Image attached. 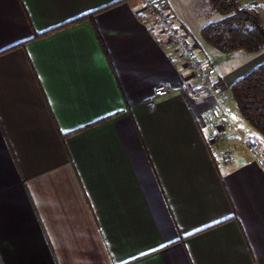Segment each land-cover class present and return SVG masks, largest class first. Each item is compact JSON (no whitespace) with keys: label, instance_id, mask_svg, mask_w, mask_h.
Here are the masks:
<instances>
[{"label":"crops","instance_id":"1","mask_svg":"<svg viewBox=\"0 0 264 264\" xmlns=\"http://www.w3.org/2000/svg\"><path fill=\"white\" fill-rule=\"evenodd\" d=\"M237 2L264 24V0ZM167 11L216 62V100L186 90L139 0H0V264H264V173L242 144L264 138L229 90L264 51L221 73Z\"/></svg>","mask_w":264,"mask_h":264},{"label":"trees","instance_id":"2","mask_svg":"<svg viewBox=\"0 0 264 264\" xmlns=\"http://www.w3.org/2000/svg\"><path fill=\"white\" fill-rule=\"evenodd\" d=\"M151 1L156 4L158 11L169 10L168 0ZM208 2L211 9L220 14L218 19L200 27L199 34L208 45L223 55L235 51L249 54L264 51V24L254 9L239 5L237 0H208ZM86 17L91 18V14ZM83 18L85 17L72 20L59 28L76 23ZM175 28L185 36V32L178 27ZM156 35L154 36L157 37ZM217 85L220 89L225 88L220 79L217 82L214 81L215 89ZM185 88L192 94L202 92L201 87L192 83H185ZM229 90L241 117L264 138V62L233 81Z\"/></svg>","mask_w":264,"mask_h":264},{"label":"built area","instance_id":"3","mask_svg":"<svg viewBox=\"0 0 264 264\" xmlns=\"http://www.w3.org/2000/svg\"><path fill=\"white\" fill-rule=\"evenodd\" d=\"M139 8L147 13L151 18V27L158 36H162L167 44L173 47L175 52L182 58L184 66L189 70L195 84L202 88V93L215 100L218 98L214 87L216 62L201 59L196 50L189 44L182 33L173 26L170 13L168 11H158L156 4L151 0H140ZM169 87L160 84L154 87L156 96L167 94ZM206 122L209 124L208 142H214L222 136L220 123L227 120V114L219 102L217 105L204 114ZM242 144L251 158L258 164L264 173V144L254 137H247L242 140Z\"/></svg>","mask_w":264,"mask_h":264},{"label":"rangeland","instance_id":"4","mask_svg":"<svg viewBox=\"0 0 264 264\" xmlns=\"http://www.w3.org/2000/svg\"><path fill=\"white\" fill-rule=\"evenodd\" d=\"M174 13L188 26L193 35L200 32V27L210 21H214L220 17V14L211 9L208 0H168ZM191 40L190 35L187 36ZM197 52V51H196ZM243 52V51H240ZM198 54V53H197ZM225 56L219 64L218 71L223 72L228 70L233 65L241 62L240 58L233 56L229 60L230 53ZM228 57V58H227ZM227 58V59H226ZM214 61V60H213ZM215 62V61H214ZM235 110L240 115L235 102L233 101ZM241 116V115H240Z\"/></svg>","mask_w":264,"mask_h":264}]
</instances>
